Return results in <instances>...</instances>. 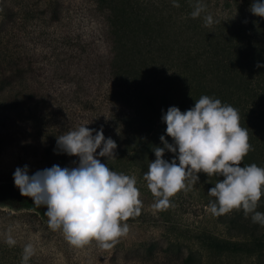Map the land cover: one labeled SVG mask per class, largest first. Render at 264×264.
<instances>
[{"label":"trees","instance_id":"obj_1","mask_svg":"<svg viewBox=\"0 0 264 264\" xmlns=\"http://www.w3.org/2000/svg\"><path fill=\"white\" fill-rule=\"evenodd\" d=\"M177 2L0 0V264H21L28 243L36 248L29 264H264V227L242 209L212 215L224 233L199 234L193 248L165 244L162 212L140 198L141 214L122 221L129 233L112 248L78 249L14 184L17 167L33 175L78 164L57 149V136L81 124L116 142V158L102 163L144 180L160 137L173 143L162 114L185 112L202 95L239 110L254 147L241 166L264 167V18L251 13L254 0H204L219 21L205 27L206 13L190 15L195 0ZM174 158L165 150L163 159ZM198 176L207 206L223 177Z\"/></svg>","mask_w":264,"mask_h":264},{"label":"clouds","instance_id":"obj_2","mask_svg":"<svg viewBox=\"0 0 264 264\" xmlns=\"http://www.w3.org/2000/svg\"><path fill=\"white\" fill-rule=\"evenodd\" d=\"M172 2L173 7H180L177 0ZM192 8L190 15L194 19L206 13L205 27L219 23L207 13L204 0H195ZM250 11L264 18V2L254 0ZM162 121L173 143L163 135L160 137L163 147L153 149L156 158L143 175L155 198L151 207L155 211L167 210L172 206L171 198L180 191L191 190L199 181L198 173L203 172L208 177H223L208 191L215 198L207 205L212 215L242 209L253 223L264 227V213L257 211L264 196V167L255 163L241 166L254 147L249 142L248 129L240 124L239 110L220 99L202 95L185 112L176 106L169 107L162 114ZM86 125L57 136V149L78 157V164L73 161L75 166L64 168L53 165L33 175L28 174L25 165L16 168L13 179L21 196L31 198L37 208H47L44 215L48 228L60 231L70 246L79 249L96 241L100 248L110 249L129 233V225L122 221L138 217L143 203L137 177L116 172L99 159H115L116 142L105 138L102 127L96 130ZM165 150L175 154L171 162L163 159ZM5 237L9 247L16 245L11 229ZM35 254V246L26 244L21 264H29Z\"/></svg>","mask_w":264,"mask_h":264},{"label":"rangeland","instance_id":"obj_3","mask_svg":"<svg viewBox=\"0 0 264 264\" xmlns=\"http://www.w3.org/2000/svg\"><path fill=\"white\" fill-rule=\"evenodd\" d=\"M13 1V0H8ZM19 1V0H17ZM24 3L29 0H22ZM149 1V0H147ZM157 4L164 0H150ZM41 3V1H40ZM5 160L0 159V167ZM137 177V187L140 191V198L147 200L151 205L154 203V197L147 188L146 181ZM20 193V190H19ZM171 205L167 210L161 211L163 220L159 235L165 244H180L182 246L197 247L196 236L204 232H215L222 235L224 230L218 226L212 214L208 211L202 186L196 183L189 191H180L171 198ZM131 242L130 246L136 245Z\"/></svg>","mask_w":264,"mask_h":264}]
</instances>
